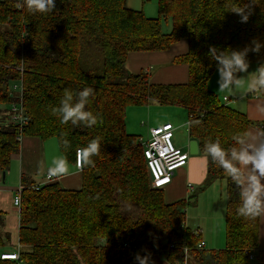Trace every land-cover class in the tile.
<instances>
[{"label": "trees", "instance_id": "16d2710c", "mask_svg": "<svg viewBox=\"0 0 264 264\" xmlns=\"http://www.w3.org/2000/svg\"><path fill=\"white\" fill-rule=\"evenodd\" d=\"M16 3L0 0V172L7 173L19 152V137L55 138L74 165L76 151L91 138H101L102 150L90 165H81L77 189L53 181L33 190L34 184L20 176V254L17 260L0 258V264H133V255L144 248L153 260L170 264L191 258L201 264H264V251L258 250L254 260L248 256L259 245L260 217L235 214L237 190L217 165L207 161L199 188L225 181L230 193L225 246L197 249L200 233L185 226L193 196L168 202L162 188L151 186L140 136L127 133L125 126L129 106H179L187 111L188 137L197 142L199 154H205L204 144L211 139L230 146L233 133L254 122L208 88L215 67L205 54L209 45L238 49L253 37L264 38V6L239 23L230 12L231 0H158L156 17L128 8L125 0H57L55 13L48 14H30ZM163 20L171 22L167 33ZM181 40L187 50L171 63L187 66L185 82L153 83L149 73L126 67L130 53L166 51ZM249 59L255 67L257 57L250 54ZM18 81L20 94L13 90ZM84 87L94 89L86 107L100 122L92 128L61 125L52 107L65 88ZM252 95L264 98L247 96ZM13 103H20L27 118L21 126L10 121ZM62 133H67V148ZM1 220L0 249L10 243Z\"/></svg>", "mask_w": 264, "mask_h": 264}, {"label": "clouds", "instance_id": "9594fccd", "mask_svg": "<svg viewBox=\"0 0 264 264\" xmlns=\"http://www.w3.org/2000/svg\"><path fill=\"white\" fill-rule=\"evenodd\" d=\"M234 7L231 13L238 16L239 23H247L253 15L255 8L264 6V0H231ZM57 0H17L16 7L24 9L30 14L55 13ZM264 38L253 37L242 48L220 47L209 45L206 57L210 66L214 62L216 72L217 90L226 92L228 96L248 95L256 93L264 95ZM257 57L255 67L249 55ZM251 69V70H250ZM243 94L237 92L238 88L244 87ZM94 96V89L84 87L79 91L65 88L56 106L51 113L57 117L61 125L83 124L84 127L92 128L99 121L98 114L87 109L90 98ZM256 110L264 113V105L257 104ZM199 123V121H196ZM182 124L181 127L186 126ZM67 133H62L61 142L67 148L70 142L63 138ZM164 140L167 142L168 137ZM233 143L223 146L219 139H211L204 144L205 160L215 164L222 170L237 190L239 202L235 208L238 217L253 220L264 215V127L241 129L232 135ZM102 150L100 137H93L79 149L80 164L82 166L92 163L91 157L99 154ZM49 178L69 174V162L64 155L54 157L46 168ZM230 199L227 189L223 192L221 212L226 213V201ZM151 235V234H149ZM140 251L144 255L140 254ZM136 252L132 259L133 264H155L152 254L146 248ZM19 250L9 255L15 259L19 256Z\"/></svg>", "mask_w": 264, "mask_h": 264}, {"label": "rangeland", "instance_id": "374dc122", "mask_svg": "<svg viewBox=\"0 0 264 264\" xmlns=\"http://www.w3.org/2000/svg\"><path fill=\"white\" fill-rule=\"evenodd\" d=\"M157 3L158 0H125V6L135 10H142L148 17L157 16ZM171 29L170 21H162V31L164 33L169 32ZM186 44V41L183 40ZM254 67V64H252ZM251 70V69H250ZM210 88H213V82L217 79L216 72L211 76ZM13 90L16 94L20 92L19 81L13 85ZM220 100L222 101V92L217 90ZM225 101V100H224ZM152 104V105H151ZM148 106H129L126 108L125 113V126L127 133L140 136L143 140L148 138V132L150 124L160 126L164 123H169L174 128L173 143L183 150L188 149L189 137H188V126L181 127L185 124L188 119L187 111L185 108L172 105H160L158 103H151ZM33 137L24 136L20 142V152L14 154L11 157L10 166L8 169L7 177L3 182L0 180V219H2L1 229L3 232H7L10 237V243L0 249V252H9L12 250H17V228H18V215L19 208L13 206L12 200L15 195L13 186L16 188L20 187L19 177L22 175L23 179H38L43 177V181L46 175V168L51 163L52 159L57 156H61V152L58 149V144L55 138H49L46 140L38 139L39 148L31 149L28 151L24 149L26 139H31ZM34 139V140H35ZM36 141V140H35ZM203 156L205 154L190 155V157ZM20 159V164H19ZM207 162V161H206ZM27 163L31 165L34 170L30 174L28 170L24 171ZM185 169L182 171L180 169L174 172V184L180 187L184 186V178L181 177L182 172L185 173ZM33 178V179H32ZM1 179V178H0ZM41 182V181H40ZM45 184V183H44ZM169 185V184H168ZM167 186V185H166ZM173 186V183L170 185ZM14 188V189H16ZM164 198L167 201V187H163ZM225 190V181H216L204 189V192L197 187L193 192L189 193L192 195L190 198V203L185 210V223L191 230L196 229L197 226L204 228V235L208 239H214L213 242H218L225 237V224L224 218L218 213V201L219 197H222ZM221 217V218H220ZM217 246V245H215ZM225 246V239L221 242L219 247L212 249H223ZM17 247V248H16ZM211 249V248H206ZM189 255L187 256L188 259ZM184 264H201L193 258L188 259Z\"/></svg>", "mask_w": 264, "mask_h": 264}, {"label": "crops", "instance_id": "0c3cea01", "mask_svg": "<svg viewBox=\"0 0 264 264\" xmlns=\"http://www.w3.org/2000/svg\"><path fill=\"white\" fill-rule=\"evenodd\" d=\"M186 50H187V43L185 44V42L181 40L178 43L172 45V47L166 51L133 52L128 55V58L126 60V67L128 68L129 71L133 73H138L140 71L149 73V75H151L150 80L153 83H157V84L158 83H162V84L182 83L187 80V66L183 64L174 65L171 63V61L175 56L186 52ZM211 79L212 78H210L208 81V88L212 90L214 93L216 92L218 93L216 80L212 84L213 88H210V81H212ZM245 91H246V84L244 87L237 89V92L240 94H243ZM223 98H227V100L224 101ZM222 101L225 104L234 108L235 110L243 113L249 120L254 122V125L250 127L249 129L254 130L258 127H261V123L264 121V113H259L256 110V105L257 104L264 105V98L259 97V96L257 97L255 95L228 96L226 92H222ZM150 127H155V125L151 123ZM173 135H174V131H173ZM34 139L35 138L26 139L25 147H24L25 151L26 150L31 151V149L39 148V143L37 141L38 139H35L36 141ZM19 164H20V159H19ZM206 165H207V162L203 156L190 157L188 159L187 165L180 169L181 171L183 169L186 170L185 173L182 172L181 174V177L184 178V186L180 187L178 183L176 185L174 184V179H173L174 175L172 178V182L169 185L165 186L168 189L167 190V197H168L167 201L172 202V201L182 199V198L185 200L189 199V196H190L189 193L193 192L197 187H201L202 183L204 182V179L206 176ZM26 168L27 169H24V171L28 170L30 174L31 173L35 174L33 173L34 170L31 168V165L29 163H27ZM69 168H70L69 174L61 176L59 183L63 188L77 189L80 187V184H81L80 172L74 164L69 163ZM7 173L5 175L4 181L7 177ZM41 177L38 178L40 179L39 181L33 178H32L33 180L26 179V183L27 184L31 183L32 185L42 184L44 182L42 179L44 178V176L42 178ZM0 178H1L0 180H2V172H0ZM172 183H173V186L171 187L170 185ZM189 184L192 187L191 189L188 188ZM18 185L20 186V177H19ZM14 188L16 187L13 186V189L10 190V192L17 189V188L16 189ZM204 189L202 190V192H204ZM221 201H222V197H219L218 205L220 204V206H218L217 209L221 217L224 218L225 213L221 212V208H222ZM185 226L187 228L189 227L187 226L186 223H185ZM197 229L200 230V238L205 243V249L206 248L212 249L215 247H219L223 239H225L224 237L222 238V240L221 239L218 240V242H215V241L213 242L214 239L212 238L208 239L206 235L203 237L204 228L197 226L196 229L194 230H197ZM194 230H191V231H194ZM258 250L264 251V215L260 216L259 245H258L257 251ZM12 251H15V250H12ZM12 251H9V252H12ZM2 252H5V251H2ZM154 262L155 264H170L164 258H159V257L154 258Z\"/></svg>", "mask_w": 264, "mask_h": 264}, {"label": "built area", "instance_id": "2783aa9c", "mask_svg": "<svg viewBox=\"0 0 264 264\" xmlns=\"http://www.w3.org/2000/svg\"><path fill=\"white\" fill-rule=\"evenodd\" d=\"M223 99L225 101L227 100V98ZM9 114L10 121L15 124H19L20 126L25 124L27 120V118L23 115V110L20 103L11 104ZM261 127H264V121L261 123ZM173 131L174 128L172 127V125H170L169 123H164L160 126L149 128V136L146 140L138 138L140 144L143 147V155L146 160L147 167L149 169L151 186L153 188H163L166 185L170 184L175 170L183 168L188 163L190 154L188 150H183L182 148L177 147L173 143ZM165 136L168 137L167 142L164 140ZM18 140L21 142V137H19ZM75 166L78 170H80L81 164L78 150L76 151ZM60 179L61 176L49 178L47 175H45L44 182L42 184H34L32 186V189L37 190L40 185H43L44 183L53 181L59 182ZM188 188H192L190 184L188 185ZM21 192L22 188L18 187L15 191V195L12 200L13 205L18 208L20 206L21 201ZM194 233L199 234L200 230H194ZM124 246L129 247L128 244H124ZM196 248L205 249L204 241L200 240L199 243L196 245ZM184 252L186 254V249H184ZM10 253L11 252H1L0 258L7 259L6 257L10 256ZM256 254L257 250L249 251V259L254 260ZM17 259L18 257L14 260Z\"/></svg>", "mask_w": 264, "mask_h": 264}, {"label": "water", "instance_id": "95a60500", "mask_svg": "<svg viewBox=\"0 0 264 264\" xmlns=\"http://www.w3.org/2000/svg\"><path fill=\"white\" fill-rule=\"evenodd\" d=\"M188 152L190 155H197L199 153L198 144L195 140H190L188 143ZM6 173L2 172V180L4 181Z\"/></svg>", "mask_w": 264, "mask_h": 264}]
</instances>
